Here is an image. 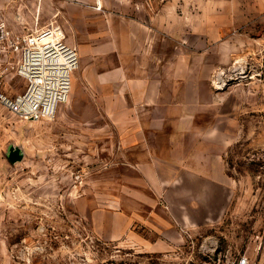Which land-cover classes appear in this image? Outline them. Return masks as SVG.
I'll return each mask as SVG.
<instances>
[{
  "label": "rangeland",
  "instance_id": "rangeland-1",
  "mask_svg": "<svg viewBox=\"0 0 264 264\" xmlns=\"http://www.w3.org/2000/svg\"><path fill=\"white\" fill-rule=\"evenodd\" d=\"M39 14V26L61 24L80 66L55 116L24 120L0 106V264H237L244 256L256 264L264 240V0H0V23L14 30L35 28ZM141 25L153 35L152 69H172L202 104L198 140L193 131L185 147L222 154L232 183L227 209L219 216L215 204L213 223L169 231L178 239L172 246L138 220L125 231L126 214L151 207L142 201L151 188L128 171L110 100L96 83L106 70L147 65L136 41ZM25 86L13 69L4 90L14 97ZM12 144L24 152L18 162L8 157ZM134 233L163 242L142 248Z\"/></svg>",
  "mask_w": 264,
  "mask_h": 264
},
{
  "label": "crops",
  "instance_id": "crops-1",
  "mask_svg": "<svg viewBox=\"0 0 264 264\" xmlns=\"http://www.w3.org/2000/svg\"><path fill=\"white\" fill-rule=\"evenodd\" d=\"M138 29L143 32L140 41L136 36L132 39L140 43L147 65L135 60L125 69L106 70L96 75V83L103 88L104 99L110 100L109 120L118 124L120 151L128 171L133 170L141 180L138 184L152 191L146 200L142 198L145 203L150 199L151 207L142 206L133 218L126 214L125 231L138 220L142 229L166 236L167 245L172 246L178 239L168 234L176 227L209 225L216 220L213 205H218L219 216L227 209L232 183L222 154H207L199 146L185 147L184 139L193 131L198 140L202 104L188 97L189 85L182 79L176 82L172 69L164 66L158 73L152 69L149 44L153 35L143 25ZM176 210L182 213L175 215ZM195 211L202 212L200 219ZM145 236L134 233L142 248H159L163 242L155 243ZM260 247L256 264H264V240Z\"/></svg>",
  "mask_w": 264,
  "mask_h": 264
},
{
  "label": "built area",
  "instance_id": "built-area-1",
  "mask_svg": "<svg viewBox=\"0 0 264 264\" xmlns=\"http://www.w3.org/2000/svg\"><path fill=\"white\" fill-rule=\"evenodd\" d=\"M39 19L40 14L31 30H14L0 23V106L24 120L55 116L69 100L80 66L79 51L68 43L61 24L39 26ZM13 69L26 81L24 91L14 97L4 90ZM237 264L253 263L244 256Z\"/></svg>",
  "mask_w": 264,
  "mask_h": 264
},
{
  "label": "water",
  "instance_id": "water-1",
  "mask_svg": "<svg viewBox=\"0 0 264 264\" xmlns=\"http://www.w3.org/2000/svg\"><path fill=\"white\" fill-rule=\"evenodd\" d=\"M8 157L12 162H18L24 158V152L20 147L12 144L8 148Z\"/></svg>",
  "mask_w": 264,
  "mask_h": 264
}]
</instances>
